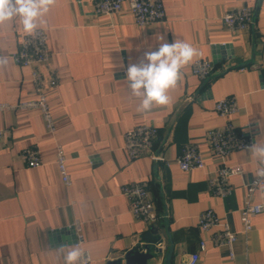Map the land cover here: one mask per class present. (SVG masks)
Segmentation results:
<instances>
[{"label": "crops", "instance_id": "1", "mask_svg": "<svg viewBox=\"0 0 264 264\" xmlns=\"http://www.w3.org/2000/svg\"><path fill=\"white\" fill-rule=\"evenodd\" d=\"M95 1L56 0L41 27L51 52V70L43 66L42 71L55 72L59 80L47 89L56 130L46 129L36 108L0 112V264H64L68 249L60 247L75 243L76 219L83 223L94 264H107L141 245L152 227L163 238L157 264H163L171 245L172 264H187L185 254L193 253L200 255L196 264H264V211L253 217L248 234L240 220L245 183L258 165L248 149L233 151L225 162L243 164L244 173L231 177L228 196H214L208 177L223 162L206 138L207 130L229 121L244 135L251 133L254 143L264 138V0H164L165 20L143 27L127 8L97 13ZM245 4L256 13L251 27L228 29L224 14ZM21 32L18 20L0 25V51L9 58L0 69V102L36 98L31 68L11 57ZM157 34L169 43L186 40L201 55L183 70L169 93L170 105L140 113L139 100L127 92L126 68L158 46ZM198 59L214 65L206 78L194 73ZM225 97H234L239 107L230 118L215 110ZM142 124L158 128L153 152L163 159L151 152L131 159L124 150V133ZM189 142L203 152L205 168L180 169L177 158ZM58 144L67 155L68 186L56 163ZM27 147L39 150L41 166L30 167L21 158ZM143 180L159 214L154 223L136 217L122 192L125 184ZM255 200L264 203V187ZM209 207L238 232L233 257L226 245L215 244L221 225L209 231L199 227ZM202 241L205 250H200Z\"/></svg>", "mask_w": 264, "mask_h": 264}, {"label": "built area", "instance_id": "2", "mask_svg": "<svg viewBox=\"0 0 264 264\" xmlns=\"http://www.w3.org/2000/svg\"><path fill=\"white\" fill-rule=\"evenodd\" d=\"M96 0L95 9L97 13L113 15L127 8L138 26L162 22L166 18L164 0ZM254 8L247 4L237 6L228 10L224 16L225 26L232 31L248 30L253 24ZM18 49L11 54L13 60L31 68L32 80L34 84L36 98L20 101L16 104L0 102V112L6 109L15 108H36L39 109L45 121L46 129L49 132L56 130L55 119L48 101L47 89L55 88L59 84L58 76L55 72L49 71L45 74L42 67L46 66L51 70V52L48 44L47 32L44 28L38 29L29 35L24 31L20 33ZM0 55L1 51H0ZM214 65L211 60L198 59L193 64L194 73L201 78L208 77L213 71ZM215 110L226 118H230L238 110V104L234 97H225L218 100ZM250 127L251 124H246ZM159 137V130L152 124H142L129 129L124 133L123 148L131 159L138 158L146 152H151L154 159H163L159 154L153 152L154 143ZM206 138L212 145L215 155L222 164L216 168L208 177L211 192L214 196L226 197L232 191L231 177L244 173L243 164H227L226 157L233 151L248 149L254 143V136L249 133L247 136L237 130L232 122H227L224 126L207 130ZM21 158L30 167L42 165L40 152L36 147H27L22 150ZM178 165L183 171H191L198 168H205L206 162L203 152L195 142L186 144L177 158ZM56 163L59 168L62 181L65 185L72 183L71 175L67 164V155L61 144L57 145ZM258 168V167H257ZM254 174L245 183L244 203L240 209V220L242 232L248 234L253 228V217L264 211V203L256 202L255 194L257 190L264 187L260 184ZM239 170L235 172L234 170ZM149 182L132 181L122 187L123 194L129 199L133 214L143 220L154 223L159 218L155 203L150 195ZM221 225L222 229L215 235L214 241L217 245H226L231 257L234 256V244L237 241L238 232L230 230L226 223L221 222V218L212 207L206 208L200 215L199 227L202 231H209L214 226ZM72 227L75 230V243L79 244L87 253V264H94L90 251L86 248V237L81 220H74ZM205 242L200 243V250H205ZM200 259L199 253H193L187 264H196Z\"/></svg>", "mask_w": 264, "mask_h": 264}, {"label": "clouds", "instance_id": "3", "mask_svg": "<svg viewBox=\"0 0 264 264\" xmlns=\"http://www.w3.org/2000/svg\"><path fill=\"white\" fill-rule=\"evenodd\" d=\"M55 3L56 0H0V25L18 20L23 31L31 35L45 25V17ZM155 40L158 46L154 50L149 47L138 63L126 68L127 92L139 100L137 111L140 113H150L155 106L170 105L172 97L169 93L178 87L183 70L201 55L196 47L180 38L169 43L166 35L157 34ZM8 63L9 58L0 55V69L6 68ZM248 153L258 165L255 176L264 181V138L250 145ZM238 171L234 170V174ZM65 248L68 251L63 257L64 264H87V253L79 244L60 247L61 251ZM189 259L185 254L184 260Z\"/></svg>", "mask_w": 264, "mask_h": 264}, {"label": "water", "instance_id": "4", "mask_svg": "<svg viewBox=\"0 0 264 264\" xmlns=\"http://www.w3.org/2000/svg\"><path fill=\"white\" fill-rule=\"evenodd\" d=\"M256 13L253 14V19ZM228 48L230 46H221ZM219 48V47H218ZM143 243L127 251L123 256L108 261L107 264H157L162 256L163 238L157 229L151 228L143 235ZM173 245L166 252L163 264H172Z\"/></svg>", "mask_w": 264, "mask_h": 264}]
</instances>
